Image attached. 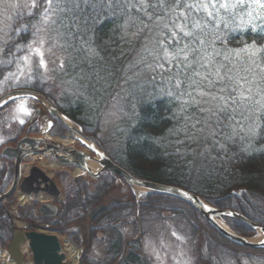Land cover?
Listing matches in <instances>:
<instances>
[{
	"label": "snow or ice",
	"instance_id": "1",
	"mask_svg": "<svg viewBox=\"0 0 264 264\" xmlns=\"http://www.w3.org/2000/svg\"><path fill=\"white\" fill-rule=\"evenodd\" d=\"M0 25V76L17 91L80 67L78 91L95 96L115 77L132 100L174 104L173 139L160 144L161 154L175 156L190 177L224 168L264 139V45L228 48L232 31L264 32V0H0ZM55 48L70 52L49 68ZM239 51L249 52L246 65L233 62ZM14 101L11 92L0 95V107Z\"/></svg>",
	"mask_w": 264,
	"mask_h": 264
},
{
	"label": "trees",
	"instance_id": "2",
	"mask_svg": "<svg viewBox=\"0 0 264 264\" xmlns=\"http://www.w3.org/2000/svg\"><path fill=\"white\" fill-rule=\"evenodd\" d=\"M19 26V22H17ZM111 24H104L100 35L107 39ZM229 50H242L246 44L253 41L257 45H264V32L252 31L250 28H240L229 34ZM64 58L69 55L63 50ZM108 55V53H105ZM249 52L239 51L233 54V62L243 66L247 64L246 58ZM81 72L80 67L75 70H67V75L62 74V79H68L71 92L66 91V82L58 86L57 80L51 86L50 83L42 82L39 87H32L45 94L56 107L74 122L79 124L84 133L96 141L118 164L129 170L133 175L156 181L179 186L202 196L206 201L222 209H235L249 219L264 225V139L255 138L251 141L247 151L242 155L235 156L224 168L219 163L216 170H211L208 165L203 174L193 173L188 175L187 166L183 173L176 165L175 156L164 157L161 143L173 139L168 135V129L172 128L176 121L170 119L176 106L167 99L156 97L155 99L138 98L132 100L127 93L121 90L116 78L112 79V87L105 86V90L92 95L91 88L77 90L80 81L74 78ZM70 75V76H69ZM58 84V85H57ZM47 87L48 89H46ZM83 93V94H81ZM119 94V95H118ZM83 100L87 101L83 103ZM135 105V108H133ZM114 107L120 112L119 121L114 126L115 135H110L105 130L106 116L110 108ZM52 132L63 134L67 128L58 119ZM154 138L157 142H154ZM248 143V141H246ZM115 146L111 151L112 145ZM172 151V149H169ZM235 151V150H233ZM63 180L69 176L66 182L67 198L61 204V210L57 218H47L55 225L59 222L71 227L81 219L94 205L107 203L106 209L92 221L91 246L95 243L105 244L109 259L114 262L121 256L126 248L125 259L122 264H143L139 258L141 253L135 248L137 239L127 240V234L123 228L127 225L132 236L138 231V222L131 219L137 214L141 216L158 210L166 198H171L187 206L195 219H203L202 215L194 207L184 200L175 196L148 192L142 195L139 201L132 193L131 187L122 181V185L116 183L118 176L106 172L95 182L87 184L83 177L73 178L67 172H61ZM127 187L130 190H127ZM129 192L128 200L125 197L115 196V191ZM234 192H240L235 194ZM35 206L21 207L20 215L26 219H33ZM238 233L253 235L255 229L235 219L226 218ZM15 226L13 218L6 205L0 203V252L7 246L13 236ZM139 233V231H138ZM73 242L80 244L79 231L71 230L68 233ZM225 242L230 243L228 239ZM87 256H85L86 258ZM135 259V260H134ZM134 260V262H132ZM86 261L90 262L88 259ZM88 264H91L88 263Z\"/></svg>",
	"mask_w": 264,
	"mask_h": 264
},
{
	"label": "flooded vegetation",
	"instance_id": "3",
	"mask_svg": "<svg viewBox=\"0 0 264 264\" xmlns=\"http://www.w3.org/2000/svg\"><path fill=\"white\" fill-rule=\"evenodd\" d=\"M40 105L37 102L29 101L27 99L16 100L13 103H9L7 106L0 107V192H4L6 188L13 182L16 178L15 174V164L16 159L4 154V149L7 147H18L21 145L25 148L26 152H32L36 149L45 148L47 145L45 142H56L61 146H64L60 138L64 135H54L55 137H47L40 133L41 129L47 125H51L50 129L53 127L54 122L50 118V112L48 108L43 105V107H39ZM37 107L40 109V115L32 121V117L34 112L36 111ZM26 119H24V117ZM60 136V138H58ZM27 142V143H25ZM77 147V146H74ZM79 148V147H77ZM29 154V153H28ZM36 158L38 156L28 155L22 159L21 164V172L18 179V187L14 191L13 194L10 195L7 203H11V201L17 196L19 193H28L30 191L34 192L35 190H44L40 192L38 195L35 194L34 201L31 204L36 205V202L41 201L40 196L44 197L45 202H52L53 204L58 205L59 211L61 210V202L67 198V188L66 182H69L68 177L66 180H63V175L58 174L59 172L54 173L52 179L54 180V184L50 180H46L41 174L39 170H35V167L41 168L45 173H50V163L55 162L58 163L54 158L50 156H43L47 164L40 163L38 160H34L31 162L30 158ZM87 184H91V180L86 179ZM116 183L118 184V179L116 178ZM121 188H118L115 191V196H117L120 192ZM59 194V199L54 200V196ZM122 196L130 200L128 192H123ZM104 204H96L94 207H104L103 211L107 207V203L103 202ZM106 203V204H105ZM37 206L35 211V216L32 220L23 219L20 217L21 222L23 224L28 225V227H24L21 229L24 236L27 237L29 233H36V234H48V235H58L61 240L63 236H66L70 231V227H66L62 225L60 222L59 224L55 225L50 223L47 218H42L38 215H41ZM91 208V209H92ZM90 209V210H91ZM89 210V211H90ZM54 208L49 207L47 212H53ZM58 211V214H59ZM103 211H101L98 215H100ZM88 213V212H87ZM86 213V214H87ZM58 214L54 216L57 218ZM86 214L79 219L78 225L76 228H81L82 222H87V242L83 248V254L78 258V264H86L83 260V257L89 252L91 246V227L92 221L89 217H86ZM97 215V216H98ZM42 216V215H41ZM50 218V217H48ZM139 228V227H138ZM195 228V227H194ZM196 229V228H195ZM198 235L206 240V242L200 243L199 252L202 250L203 246L206 248L205 255L206 259H203L202 255L199 256L198 259H193L189 263L183 264H261V261H264V248H257L252 249L242 245H238L235 243H227V242H217L218 241V230L210 225H205L203 227H197ZM15 231V230H14ZM194 232V231H193ZM14 234V233H13ZM196 235V234H195ZM196 237V236H195ZM13 239V238H12ZM11 239V240H12ZM10 240V241H11ZM203 240V241H204ZM49 246L54 247L53 243H49ZM62 250L61 252L65 254V261L68 262V255L66 252V247L64 246L63 242H61ZM7 249V247H6ZM22 253L24 257L22 259V264H36V259L32 248L29 245V242L26 240L21 245ZM144 250V249H143ZM145 251V250H144ZM203 252V251H201ZM126 255V251H125ZM194 255L197 256L196 249ZM125 259V258H124ZM123 259V261H124ZM8 260L11 264H16L14 258L8 254ZM135 260V259H134ZM132 260V262H134ZM122 261V263H123ZM204 261V262H203ZM117 262V261H116ZM121 263V264H122ZM4 264V263H2ZM45 264V262H44Z\"/></svg>",
	"mask_w": 264,
	"mask_h": 264
},
{
	"label": "rangeland",
	"instance_id": "4",
	"mask_svg": "<svg viewBox=\"0 0 264 264\" xmlns=\"http://www.w3.org/2000/svg\"><path fill=\"white\" fill-rule=\"evenodd\" d=\"M2 26V25H0ZM55 52V55L47 54L45 59L49 61V68L54 67L52 61H55L56 64H59L61 59H64V52L63 49L61 48H55L53 50ZM69 70H72L69 68ZM62 72H51L49 73V78L45 79L43 81H38V80H33L31 84H29L28 87H39L42 85V82H45L46 85L47 83H50L49 86L54 84L55 80L58 82V86L60 87V84L62 86L63 80L66 82V91L67 93L71 92V86L69 85V82H71L68 79H62ZM4 75H7V70H5ZM70 76V75H69ZM48 89L47 87H45ZM13 89L10 85L9 81H6L3 79V76H0V94L4 93L5 91ZM31 101V100H29ZM32 101L35 102L33 99ZM31 101V102H32ZM86 103L87 101L83 100V103ZM119 114L120 112L116 110L114 107L110 108L107 116H106V123H105V130L108 131V133L111 135H115L116 132L113 130L114 126L117 125V122L119 121ZM24 119H26L25 116H23ZM41 134H47L45 127L41 129ZM112 145V144H111ZM79 148H83L81 143H77L75 145ZM112 150L114 151L115 146L113 147L112 145ZM89 153H92L89 148H85ZM31 162L34 160H38L40 163H43L45 161V158L43 156H38L36 158H30ZM58 167H56L54 170L51 168L50 169V175H54L56 172L60 171H68L72 172L71 176H74V170L73 167L71 166H66V165H60L57 164ZM83 176L86 178L96 181V178L92 176L90 173H85ZM118 183L120 184V180H118ZM139 188L132 187L131 190L129 187H127V190L132 191V193L135 195L136 198H140L139 201L142 199L141 194H145L146 191L142 192L138 190ZM120 198L122 197V192H119ZM129 193V192H128ZM23 197H27L28 200L24 201ZM169 201H165L162 206H159L158 210L149 212L144 216L139 217L138 213L134 214L131 216L132 220L135 221H141V228L143 229V235L139 238V228L138 231H136V235L131 234V231H129V228L127 225L123 228V232L127 234V240H132L133 238H138L136 240L135 248L141 253L139 254V258L143 264H183L184 261L185 263L191 262L193 259H198L200 258L199 256L202 255L203 259H206V256L203 255L205 254L206 248H202L201 251L199 252L200 249V243L206 242V240L202 239L197 233L198 229L197 227H203L207 226L208 223L203 219H195L193 218L191 214L187 215L185 211H189L187 206L183 203L177 202L171 198H166ZM34 200L33 197H29L27 195H24L22 193L17 194V196L12 200L11 206H9L11 214L14 217L15 224L18 226H25L26 224H23V222L19 221V211L18 209L22 204L24 205H29L32 203ZM229 225L231 226L230 222H228ZM87 222H82L80 229L76 230L73 228V231H79V237H80V244H76L75 242H71L68 240V236H63L65 239V243H70V245H65L67 247L66 252L68 255V263L69 264H78V258L80 255H82L84 245L87 242ZM196 229H195V228ZM235 229V228H234ZM194 231V232H193ZM175 233L176 235H173ZM196 234V235H195ZM258 234L253 233L252 238L255 237ZM196 236V237H195ZM63 239V238H62ZM204 240V241H203ZM223 237L218 234V241L217 242H223ZM68 243V244H69ZM72 247L74 249L75 255L70 254L68 251L69 248ZM145 251H144V250ZM196 249L197 256L194 255ZM5 250V249H4ZM0 252V262L6 263L5 251ZM127 250V249H126ZM6 254V253H5ZM7 255V254H6ZM83 257V260L86 264L90 263L91 264H113L107 253H106V245L100 244V243H95L92 244L89 252ZM88 259L90 262L86 261ZM204 262V261H203ZM133 264V263H131ZM134 264H136L134 262Z\"/></svg>",
	"mask_w": 264,
	"mask_h": 264
},
{
	"label": "water",
	"instance_id": "5",
	"mask_svg": "<svg viewBox=\"0 0 264 264\" xmlns=\"http://www.w3.org/2000/svg\"><path fill=\"white\" fill-rule=\"evenodd\" d=\"M13 96L18 95H31L35 97H39L40 99L48 102L50 105V111L59 119L61 120L70 131L75 132L78 134L83 140L90 143V145H94V152L95 155H91L83 150H78L75 148L65 147L60 148L56 144L48 145L49 149H36L33 150L32 153H42V154H48L50 156H53L55 159H57L61 164L64 165H71V166H77L80 169H83L90 174L100 177L101 174L104 171H110L114 174H117L120 176L123 180H125L126 183H128L132 187L141 188L144 191L147 192H154V193H161V194H167L172 195L177 198H180L187 202L189 205L194 207L196 210H198L202 216L207 220V222L212 225L216 230H218L222 235H224L227 239L231 240L234 243L247 246L250 248H264V225H261L257 222L252 221L248 217H246L244 214L230 209H220L217 207H214L207 203L205 199L195 194L191 191L185 190L179 186L170 185V184H164L159 182H154L151 180L139 178L132 173H130L127 169H125L123 166L119 165L115 161H113L110 156L105 153L99 146L96 144L95 141H93L90 137H88L81 128H78L76 125H71L64 119V115H62L59 110L51 103L49 102L41 93L34 91V90H23V91H11ZM39 111H36V114L33 116V120L37 118ZM27 143V142H25ZM50 144V143H46ZM4 153L8 156H11L16 159L15 164V174L16 178L14 179L13 183L8 187V189L4 192H0V202H4L8 199V197L16 190L18 185V179L20 176V168H21V161L22 158L28 154L26 152L25 148L21 146V143L18 145L17 148H6L4 150ZM94 161L99 165V168L97 171H93L90 162ZM35 170H39L41 174H43L44 178L46 180L54 181L50 178V176L46 175L43 171L40 170V168L35 167ZM40 190H35V193H38ZM44 191V190H43ZM181 192H188L189 197H191V201L189 202L188 197L181 196ZM29 193H32L31 191ZM236 194H239L240 192H235ZM59 194H56L55 197H58ZM201 205H206L207 208L215 209L216 211L208 212L205 208H202ZM49 206H52L51 204H43L40 207V212L43 215H55L57 210L50 213L47 212V209ZM57 208V206H55ZM104 207H94L89 213L88 217L94 218L97 216ZM225 212H234L236 215L234 216H223L220 215V213ZM233 218L236 220H239L250 227L256 229L259 231L262 235V238L259 241H252V237H247L240 235L238 233H235L232 231L229 227H226L224 224L222 225L219 221L221 218ZM230 233V234H228ZM30 241V246L32 250L34 251L36 264H67L66 262H63L64 254H59V251L61 250L60 241L56 235H43V234H36V233H29L27 237ZM25 240V236L22 231L16 230L14 232V236L12 241L8 244V250L14 260L17 262V264H22L23 254L20 250V244ZM49 243H53L54 247L49 246ZM124 253L120 257L119 261L116 264H120L123 260Z\"/></svg>",
	"mask_w": 264,
	"mask_h": 264
},
{
	"label": "bare ground",
	"instance_id": "6",
	"mask_svg": "<svg viewBox=\"0 0 264 264\" xmlns=\"http://www.w3.org/2000/svg\"><path fill=\"white\" fill-rule=\"evenodd\" d=\"M64 119L66 120V122H68L69 124H71V125H74L73 124V122L69 119V118H67V117H64ZM83 139L82 138H80V137H78V136H76V135H73V134H71V133H67L66 134V136L64 137V138H61L60 139V141H61V143L63 144V145H77V143H80V142H83L82 141ZM84 142H85V147L86 148H89V149H92L93 150V147H90V143H88L87 141H85L84 140ZM52 144H54V143H52ZM51 143L50 144H46L47 146L45 147V149H49L48 148V145H52ZM60 148H65V147H67V146H65V147H63V146H59ZM75 149H78V150H83V151H85L86 152V150H84V149H80V148H77V147H74ZM41 149H43V148H41ZM94 151V150H93ZM44 164H47V162H44ZM50 166H51V168L54 170L56 167H58V165L57 164H55V163H50ZM90 166H91V168H92V170L93 171H97L98 170V168H99V165L97 164V163H95L94 161H91L90 162ZM86 172V171H85ZM74 173L76 174V175H80V174H84V171L82 170V169H80V168H78V169H76L75 171H74ZM154 182H156V181H154ZM164 184H166V183H164ZM171 185V184H170ZM176 186V185H175ZM138 190H140V191H142L143 189H141V188H139ZM186 190V189H185ZM192 192V191H191ZM194 193V192H193ZM196 194V193H195ZM23 200L24 201H27L28 200V198L27 197H23ZM191 206V205H190ZM230 210H235V209H230ZM235 211H237V210H235ZM239 212V211H238ZM231 219H233V218H231ZM220 223L222 222V221H219ZM222 225L224 224L226 227H229L228 226V224H227V222L225 221V222H222L221 223ZM220 236H222L223 237V242H225V239H227V238H225V236L224 235H222V234H220ZM262 238V235H261V233H259L258 235H256L255 237H253V239H252V241H259L260 239ZM69 248V252H70V254H72V255H75L76 253H74V250H73V248L72 247H68ZM3 255H5L4 257H5V261H6V264H11V262L9 261V260H7V255L4 253Z\"/></svg>",
	"mask_w": 264,
	"mask_h": 264
}]
</instances>
